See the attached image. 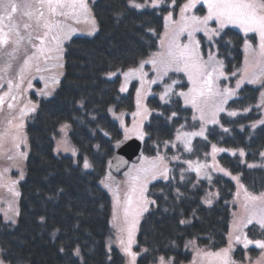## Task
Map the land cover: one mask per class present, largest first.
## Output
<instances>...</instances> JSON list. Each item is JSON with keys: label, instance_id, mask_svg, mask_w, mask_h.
<instances>
[{"label": "trees", "instance_id": "obj_1", "mask_svg": "<svg viewBox=\"0 0 264 264\" xmlns=\"http://www.w3.org/2000/svg\"><path fill=\"white\" fill-rule=\"evenodd\" d=\"M184 1L176 0L174 9ZM170 3L171 0H166L162 10L137 11L126 10V0H96L92 13L98 31L91 37H72L66 44L64 76L58 88L53 96L39 102L37 111L25 124L29 153L25 179L20 183L18 219L15 224L0 221V248L7 263L81 264V259L73 255L79 244L83 264H125L118 248L111 245L114 231L110 224V196L99 181L117 148L114 143L122 137L108 110L112 107L116 111H132L134 84L122 94L120 76L110 79L105 75L136 66L140 59L158 49L164 30L163 13L170 9L167 6ZM195 11L202 13L204 7L198 6ZM149 29H154L156 35ZM243 40L240 31L228 27L216 47L228 74L242 65ZM227 41L231 43L225 47ZM178 77L183 86L178 88L185 90L188 82L181 74ZM258 91L257 86L244 84L229 101L228 108L250 111L235 117L221 114L220 123L229 132L218 126L209 127L207 139H194L193 151L183 156L201 158L211 143H216L244 149L246 162H262L259 153L264 149V125L251 128L260 117L256 106ZM173 100V104L165 106L155 95L147 98L148 107L157 111L145 123L148 135L142 141L143 155L155 156L163 141L173 139L181 116L190 119L191 109L182 105L181 98ZM172 111H177L178 116L169 121L167 117ZM161 112L163 115H158ZM63 122L70 124L69 136L78 152L77 164L71 157L53 151V137ZM84 157L90 161V170L80 166ZM218 162L231 173L239 174L249 191H264V168L249 169L238 155L227 153H220ZM169 167L172 169L169 181L158 178L148 186V196L156 203L151 204L138 226L137 250L148 251L138 256L137 264H154L160 256L184 264L192 257L188 249L191 239L206 251H216L226 244L234 210L231 204L234 182L223 175H213L211 184L217 190V199L206 206L201 199L207 193V181L198 180L191 171L185 172L181 181L180 169L186 166L175 161ZM177 189L182 195H178ZM182 219L188 223L181 224ZM61 247L65 249L63 252ZM247 251L253 256L257 249ZM245 252L241 245H236L233 258L241 261Z\"/></svg>", "mask_w": 264, "mask_h": 264}, {"label": "snow or ice", "instance_id": "obj_2", "mask_svg": "<svg viewBox=\"0 0 264 264\" xmlns=\"http://www.w3.org/2000/svg\"><path fill=\"white\" fill-rule=\"evenodd\" d=\"M165 3L166 0H143V2L126 0V10L142 11L149 8L162 10ZM175 4L176 0H171L167 6L174 8ZM198 5L206 8L205 14L198 15L193 11L197 9ZM117 15H122V13ZM82 16H91V9L87 0H0V59L8 58L3 67H0V80L4 79L3 74H6L12 67L11 61L16 59L22 44L27 43L33 49L31 55L25 53L23 63L16 74L19 82H14L15 78L7 79L8 91L0 95V107L5 104L7 98H10V101L17 99L13 89L20 88V83L24 81L26 74H31L33 69L37 73L44 71L40 66L41 59L45 63L50 59H62L63 41L76 31L68 21L78 23ZM210 22H215L216 26L212 27ZM91 25L89 35L98 31L95 18L91 19ZM229 26L239 28L246 37L249 34H256L259 38L258 50L253 48L249 39L244 40L246 52L244 67L240 70L241 75L236 81L235 88L221 87L219 84L221 78L228 79V75L224 71V60L219 58L218 51L211 50L220 44L223 40L224 30ZM164 28L165 31L158 41L157 51L140 59L137 66L129 67L126 71L117 69L107 73L110 79L122 73L124 79L119 88L121 93L128 91L129 81L137 79L140 82V87L136 89V111L132 113L133 125L131 128L125 127L121 120V126L124 127V139L116 142L117 148L133 136L144 141L145 136L148 135L145 131V121H148L152 113L157 111L150 109L144 102L147 96L155 95L151 91L152 85L162 87V91L158 94L162 105L173 104L175 102L173 97L182 98L185 108L190 107L192 109V121L198 120L200 122L199 129L193 131H185V124H181L176 129L173 140L163 141L165 147L177 148L178 144L182 145L185 152L193 151L192 140L194 137L207 139L205 126L220 124L218 118L220 113L227 112L230 117L237 116V111H229L225 106L229 100L237 96V90L241 89L242 85L245 83L259 85L261 89H264V0H186V3L180 6L179 19H174L173 11L167 12V15L164 16ZM148 31L156 35L154 29ZM196 33H203V36L206 37L204 43L209 48L207 58L202 54V42L196 38ZM184 35L187 36V43L180 39ZM230 43L231 41L225 42V47ZM52 53H56V55L53 56ZM249 54L252 56L251 60ZM146 65H151L155 73L151 79H147L148 73L144 71ZM57 66L63 67V64ZM170 73H183L187 77L189 84L187 91H176V86L181 88L183 86L180 80L174 79ZM231 75L234 77L237 73L233 72ZM40 78L45 79L43 76ZM48 79L53 84L59 82L55 77ZM28 86H32L31 80L28 81ZM47 89L48 84L46 83L45 89L41 90L40 95L51 96L52 91ZM10 101L7 103L9 110L14 108V104ZM29 103L31 104V101ZM257 107H264V90L260 92V103ZM36 108V104H32L31 108H22L20 109V116L23 117L29 112H34ZM108 111L112 112V109L109 108ZM243 111L249 112L250 109L244 108ZM158 115H163V113H158ZM177 116L178 112L172 111L167 119L172 121ZM9 117L7 122L11 125L12 120L16 117L11 116V113ZM117 118L119 119V117ZM258 125H264V119L253 122L251 128L256 129ZM16 127L22 128L23 124ZM67 127L68 125L65 124L61 130L63 131ZM191 127L195 128V124ZM223 131L227 133L229 129L223 128ZM13 140L14 146L17 148L23 142L18 136L13 137ZM223 151L226 150L218 148L215 144L212 145L213 163L211 165L183 160L180 155H173L168 158L159 151L153 157L141 153L140 164H133L129 172L125 173L129 177V187L123 202L118 190L113 191L109 183L101 181L114 198L113 218L110 223L116 229V239L120 250L127 257L126 264H137L138 256L148 251L146 248H142L140 252L133 250V244L136 243L135 234L140 217L148 211V205L156 203L154 200H149L145 195L148 192V184L158 178L165 181L170 180L172 169L169 167V159L188 165L187 168L180 169L181 181L185 179V172L195 171L198 180L206 178L211 183L212 176L208 171L211 168L213 171L219 170L224 175L231 176V179L236 182L235 197L237 200L240 198L241 191L243 192L242 208L244 214L240 217H236L235 213L233 214L234 220L228 234V246L216 252H206L204 253L205 256L209 257L214 264H236L231 255L234 244L243 245L244 249L254 245L255 248L264 250V240L250 239L245 232L249 225H254L259 226L261 233L264 234V191L258 194L249 191L241 182L239 174L232 175L228 170L221 167L216 162V154ZM238 151L240 157L246 155L244 149L241 148ZM232 154L235 155L236 151H232ZM259 155L262 162L248 163L249 169L264 168V151H261ZM8 158L12 159L11 156ZM241 162L244 163L243 160ZM90 167L89 161L85 158L83 168L88 169ZM109 179H111L110 175L105 178V180ZM177 193L182 195L179 193V189H177ZM14 195L18 196L19 193L15 192ZM211 196L212 193H208L209 198L204 200L208 205L212 204ZM40 219L41 222H44L45 218L41 217ZM11 223L15 224V219H11ZM180 223L185 224L188 221L182 219ZM52 235L55 238L56 231ZM64 250L61 247L60 251L63 252ZM110 251L111 249H109ZM73 255L79 257L81 264H83L79 244L73 249ZM0 264H6L5 259L0 258ZM154 264H175V261L174 258L166 259L164 256H160Z\"/></svg>", "mask_w": 264, "mask_h": 264}, {"label": "rangeland", "instance_id": "obj_3", "mask_svg": "<svg viewBox=\"0 0 264 264\" xmlns=\"http://www.w3.org/2000/svg\"><path fill=\"white\" fill-rule=\"evenodd\" d=\"M95 1L96 0H87V2L89 3V7L91 9V16H89V17H83L82 16L78 23L76 21H68V23L71 25V27L75 28L76 31L70 37H68L67 39H65L63 41L62 47H63L64 51L61 54L62 59H60V60L50 59L46 63L43 59H41L40 60V66L42 69H44V71L37 73L33 69L31 74H26L24 81L22 83H20V88L19 89H15V88L13 89V93L16 95L17 99L15 101H10V98H7L5 104L2 107H0V122H2V127L0 129V221H2L4 223L12 224L11 219H15V221L17 222L18 215H19L20 183L25 179L26 159H27V156L29 153V144H28V137H27V134L25 132V124L37 111V108L39 106V102L43 99H48L51 96H53V94L55 93V90L58 88L59 83L64 76V52H65V47H66V44L68 43V41L72 37H75V36L91 37V36L95 35L96 32L92 35H89V31H90L91 26H92L91 25V19L95 18L93 13H92V4ZM141 2H143V1H141ZM184 3H186V0L184 2H182L177 9L170 8L168 10V11H173L174 19H179L180 6ZM168 11L163 13V20H164V16L167 15ZM193 11H195V9ZM195 12L198 15H203L206 13V8H204V11L202 13L197 12V11H195ZM210 23H211L212 27L216 26L215 22H210ZM96 25H97V21H96ZM229 27H233V26H229ZM233 28L240 31L239 28H236V27H233ZM164 31H165V28L162 32V35H163ZM241 33L244 36V40L249 39V42H250V44H252L253 48L258 50V44H259L258 36L256 34H249L246 37L243 32H241ZM196 38L201 40V42H202L201 51H202V54L204 55V57L207 58L209 48H208L207 44L204 43V41L206 40V37L203 36V33H196ZM180 39L183 42L187 43V36L186 35L181 36ZM244 40H243V44H242L243 60H242V65L236 71L237 76L234 79L233 76L231 74H228L224 69L225 73L228 75V79L221 78V80L219 81V84L221 85V87L228 86L231 88H235L236 81L240 78V75H241L240 70H242L244 67V61H245V56H246V52L244 49ZM157 50H155V51H157ZM211 50L215 52V51H217V48H213ZM32 51H33V49L27 43H24L21 45L20 51H19L16 59L11 61L12 67L9 69V71L6 74H3L4 79L0 80V95H2L4 92L8 91L7 79L15 78L14 82H19L16 74H17L20 66L23 63L25 53L27 52L28 55H31ZM52 55L55 56L56 53H52ZM7 59H8L7 57L0 59V67H3V65L7 61ZM249 59L250 60L252 59V56L250 54H249ZM33 63H35V62H33ZM59 64H63V67H58L57 65H59ZM133 67H135V66H133ZM127 69H125L124 71H126ZM144 71L148 73L147 79H151L155 75L154 71L152 70L151 65H146ZM179 74H181L182 77L185 78L186 81L188 82L187 77L184 76L183 73H170V75L174 79H179L180 83H181L182 79L178 77ZM118 75L120 76V84H119V88H120L121 84L123 83L124 78H123L122 73L118 74ZM41 76L45 77V79H41L40 78ZM105 76L108 78L107 74ZM49 77H55L58 79L59 82L56 84H53L48 79ZM112 78H114V77H112ZM29 80H31V84H32L31 87L28 86ZM168 82L170 83L171 81H168ZM46 83L48 84L47 90L52 91V95L48 96V97L40 95L41 90L45 89ZM132 84H134V107H133V110L130 112L116 111L112 107H110L112 109V112L108 111L110 118L118 124V126L120 127V129L122 131V137L118 141H123V139H124V127L121 126V120L123 121V124L125 127L131 128L133 125V119L134 118L132 116V113L136 111V89L138 87H140V82L137 79H133V80L129 81L128 90ZM245 84H247V83H245ZM255 86H257L259 88L258 96H257V103H256V106H257L260 103V92L264 89H261L259 87V85H255ZM188 87H189V84H188ZM187 88L184 91H187ZM180 90H182V89H180V88H178V86H176V91H180ZM151 91L159 99L158 94L160 91H162V87H159V89H158L157 85H152ZM127 92H124L122 94H125ZM150 96H154V95L147 96L145 98V101H144L145 103L147 101V98ZM233 98H235V97H233ZM231 100H229V101H231ZM9 101L14 104V108L11 110H9L7 108V103ZM29 101H31V104L29 103ZM181 101H182V105L184 106L182 98H181ZM32 104L37 105L36 111L29 112L27 115L21 117L20 116V109L26 108V107L31 108ZM225 107L229 111L232 110V109L228 108V104ZM188 108H190V107H188ZM258 108L260 109V117L258 120L264 119V107H258ZM191 111H192V109H191ZM243 112L244 111H237V113H243ZM10 113H11V116L16 117V119L12 120L11 125L8 124V122H7L8 119L10 118L9 117ZM121 114H123V115H121ZM221 114L227 115V112L220 113L219 116ZM117 117H119V119ZM191 117H192V114L190 116V119L185 120L181 116L179 124L177 125V127H179L181 124H185V129H184L185 131L198 130L200 122L198 120L195 122L192 121ZM146 122H148V121H145V123ZM20 124H23V127L17 128L16 126L20 125ZM65 124H67L68 127L62 131L61 130L62 126ZM193 124H195V128L191 127V125H193ZM211 126H218L221 129L225 128V127H222L221 123L215 124V125L214 124H208L205 126L206 127L205 135L208 131V128ZM69 131H70L69 122H63L58 126L57 134L54 135V137H53V143H54L53 151L56 155L61 154V155H66V156L71 157L73 159L74 163L77 164L78 152H77V149L75 148L74 144L72 143V141L70 139ZM16 136L20 137L21 140L23 141L22 143H20L19 148L14 146L13 137H16ZM133 137H135V136H133ZM174 137H175V135H174ZM174 137H173V139H174ZM196 138H203V137H194L192 140V145H193L194 139H196ZM116 142L114 143V145H116ZM213 144H215L218 148H222V149L226 150L223 152H218L216 154V162L221 167H223V166L218 162V155L220 153H227V154L233 155L232 151H236L235 155H238L240 157L238 149L226 148V147L220 146L216 143H211L210 149L206 153L207 155L205 154L201 158H189L187 156H183V155H187L190 152H185L183 149V146L179 145V144H178L177 148H172L171 146H168L170 150L167 149L168 147H165L163 145L161 147L160 153L166 155V157H168V158H170L173 155H180L183 160L198 161V162L207 163V164L211 165L213 163L212 155H211ZM263 151H264V149H263ZM21 153H24V155H21ZM9 156H11L12 159H9L8 158ZM148 157H153V156H148ZM85 158L86 157H84L80 162V166L82 168H83V162H84ZM240 159H241V161L243 160L244 163H246V164H248V163H260V161L246 162L245 157H240ZM172 162H175V161H171L169 159V165ZM89 163H90V161H89ZM133 164H137V165L140 164V160L137 162H131L130 165L118 176L114 175L108 169L109 168V166H108L106 169L105 175L99 181V184L101 185V187L110 196V204H111L110 221L113 218V200H114V198H113L112 193L109 192V190L104 187V185L101 183V181H105L106 183H109L110 186L112 187L113 191L118 190L121 201L123 202V200L125 198V193L128 191V187H129V183H128L129 177L126 176L125 173L129 172V170ZM184 165L186 166V168L188 167L187 164H184ZM90 169H91V167L88 169H85V170H90ZM224 169H226V168H224ZM208 171L212 177L215 174H220V175H223V176L231 179V176H226L222 172H220L219 170L213 171L211 168H209ZM191 172H193L196 175L195 171H191ZM133 174H135V173H133ZM231 174L237 175L234 173H231ZM109 175L111 176V179L105 180V178L108 177ZM204 180L207 181V183H208V189H207V193L202 197L201 201L204 205L211 206L214 204V202L217 199V190L206 178ZM151 182L152 181H150V183ZM233 182L235 184V191L233 193L231 204L234 206V210L232 211V217H231L230 224H229V230L227 233L226 244L222 248H225L228 246V234H229L230 227H231L233 220H234L233 214L235 213L236 217H240L244 214L243 208H242L243 192L241 191L240 198H239V200H237L235 197V193L237 192V185H236L235 181H233ZM149 184H148V186H149ZM15 192H18L19 195L18 196L14 195ZM208 193H212V196L210 197L212 199L211 205H208L204 202L205 199L209 198ZM145 195L150 200L147 192L145 193ZM150 208H151V204L148 205V211L150 210ZM145 213L146 212H144L143 215L140 217V220L143 218ZM121 218H122V212H121ZM138 226H139V224H138ZM138 226H137V230H136V234H135V241L137 240ZM111 227L114 231V239L111 242V245H114L115 247H117L118 250L120 251V253L122 254V252L120 250L119 243L117 242V239H116V229L112 226V224H111ZM249 227H251V230H248V228H247V229H245V232L248 234L250 239H253V240L262 239V240H264V235H262L259 226L249 225ZM125 239H126V234H125ZM190 241L192 243H189ZM190 241L188 242V249L191 251L192 257H191L190 261H188L184 264H214V262L209 257L205 256L204 253L216 252V251H219L221 248L216 250V251H206V250L200 248L196 244L195 239H191ZM136 246H137V241L135 244H133V250L136 252H139L140 250H137ZM235 246H236V244L233 245V249H235ZM241 246L243 247V245H241ZM249 248H255V246L250 245ZM244 250L246 252H245L243 260L240 261V260H236L235 258H233L236 261V264H264V250L257 249V252H255V255H253V256L249 255V252L247 251V249H244ZM122 256L124 258V263L126 264L127 257H125L123 254H122ZM232 257H233V255H232ZM0 258H3L1 248H0ZM6 264H8V263L6 262Z\"/></svg>", "mask_w": 264, "mask_h": 264}, {"label": "water", "instance_id": "obj_4", "mask_svg": "<svg viewBox=\"0 0 264 264\" xmlns=\"http://www.w3.org/2000/svg\"><path fill=\"white\" fill-rule=\"evenodd\" d=\"M142 141L135 137L116 148L109 160V170L116 176L120 175L131 162L139 161L141 155Z\"/></svg>", "mask_w": 264, "mask_h": 264}]
</instances>
